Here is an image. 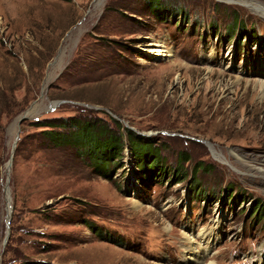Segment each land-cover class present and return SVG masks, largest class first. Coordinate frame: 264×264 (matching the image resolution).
<instances>
[{
  "label": "rangeland",
  "instance_id": "1",
  "mask_svg": "<svg viewBox=\"0 0 264 264\" xmlns=\"http://www.w3.org/2000/svg\"><path fill=\"white\" fill-rule=\"evenodd\" d=\"M233 1L0 0V264H185L187 233L216 240L204 264H261L264 16ZM70 118L121 134V159L32 126Z\"/></svg>",
  "mask_w": 264,
  "mask_h": 264
},
{
  "label": "trees",
  "instance_id": "2",
  "mask_svg": "<svg viewBox=\"0 0 264 264\" xmlns=\"http://www.w3.org/2000/svg\"><path fill=\"white\" fill-rule=\"evenodd\" d=\"M159 8L158 10H160ZM233 22L235 23L236 21ZM234 23H232L233 25L230 27L235 26L236 24ZM237 29H239V27ZM113 122L118 127V122L116 120H113ZM32 126L35 128H46V130L41 132L42 138L44 142L54 147H70L79 154L78 151L83 150V146L86 143L94 142L95 144L101 145L106 151V160H108V163L111 161L110 158L117 157L118 160H120V157H122L121 152L123 151L124 146L121 134H115L108 127L98 125L96 121L78 118H70L60 121L43 120L42 122L36 120L32 122ZM126 134L129 136L132 151L138 155L136 158L139 161L142 171L144 173L148 171L149 174H153L154 170L161 175L163 172V169L161 168L162 161H158L159 153L156 146L146 144L144 141L133 138L134 135L130 130H126ZM144 155L146 157H144ZM148 160H151L150 165L145 166L148 163ZM183 160L184 158L182 157L179 164H182ZM176 171L177 169L173 170L174 173H176ZM155 177H157V174H155ZM253 215L255 217L260 215L259 206L255 209ZM30 264L48 263L34 262Z\"/></svg>",
  "mask_w": 264,
  "mask_h": 264
},
{
  "label": "bare ground",
  "instance_id": "3",
  "mask_svg": "<svg viewBox=\"0 0 264 264\" xmlns=\"http://www.w3.org/2000/svg\"><path fill=\"white\" fill-rule=\"evenodd\" d=\"M102 0H99L101 3ZM230 1V0H228ZM233 1V0H232ZM247 4L250 8L254 9V11L264 16V4L254 0H239ZM98 2V3H99ZM236 2V1H233ZM150 49L149 53H155L156 56H161L162 58H168L172 56L169 51L166 50L163 44H151L149 45ZM213 73V72H212ZM259 90L262 95L264 94V81H258ZM263 169V168H260ZM204 233V232H203ZM216 235V234H215ZM198 238V240H197ZM195 237L193 233H187L185 235V264H204L205 263V254L211 250L212 245L215 244L216 240L213 239L212 235L203 234L200 237ZM199 244H205L204 252L198 248ZM185 245V244H184ZM261 264H264V255L261 258Z\"/></svg>",
  "mask_w": 264,
  "mask_h": 264
},
{
  "label": "water",
  "instance_id": "4",
  "mask_svg": "<svg viewBox=\"0 0 264 264\" xmlns=\"http://www.w3.org/2000/svg\"><path fill=\"white\" fill-rule=\"evenodd\" d=\"M43 93H41V96H42ZM28 115V111L22 113L16 120L15 122L13 123V125L17 128V132H16V139H18L19 137V133H20V125L25 122V120L28 118L27 117ZM14 145L13 144V150H14ZM12 158H13V152L11 154V157H10V160L9 162L7 163L6 165V171L7 173L9 174V171H10V167L12 165ZM8 182H9V178L6 182V185L4 187V196H5V202H6V224H7V233H6V236H5V239H4V242L3 244L5 245L8 237H9V223H10V216H11V213H12V210H13V207H12V200H11V191H10V187L8 185Z\"/></svg>",
  "mask_w": 264,
  "mask_h": 264
}]
</instances>
